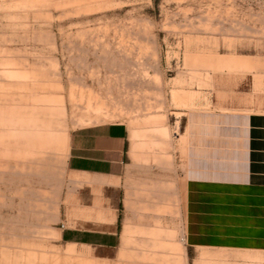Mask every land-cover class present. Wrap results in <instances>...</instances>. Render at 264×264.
<instances>
[{"label":"rangeland","instance_id":"374dc122","mask_svg":"<svg viewBox=\"0 0 264 264\" xmlns=\"http://www.w3.org/2000/svg\"><path fill=\"white\" fill-rule=\"evenodd\" d=\"M219 103L264 112V0H0V264H234L182 234L184 117ZM97 123L129 130L114 249L58 240Z\"/></svg>","mask_w":264,"mask_h":264},{"label":"crops","instance_id":"0c3cea01","mask_svg":"<svg viewBox=\"0 0 264 264\" xmlns=\"http://www.w3.org/2000/svg\"><path fill=\"white\" fill-rule=\"evenodd\" d=\"M219 105L184 117V243L224 254L229 258L224 263L262 264L264 112ZM128 136L123 123H97L69 133L65 171L71 176L72 212L58 223L60 242L95 250L119 245L127 216Z\"/></svg>","mask_w":264,"mask_h":264},{"label":"bare ground","instance_id":"6f19581e","mask_svg":"<svg viewBox=\"0 0 264 264\" xmlns=\"http://www.w3.org/2000/svg\"><path fill=\"white\" fill-rule=\"evenodd\" d=\"M51 108H52V107H51ZM91 121H92V120H91ZM86 122H88V120H87ZM164 130H165V129H164ZM164 130H163V131H164ZM164 133H165V132H164Z\"/></svg>","mask_w":264,"mask_h":264},{"label":"built area","instance_id":"2783aa9c","mask_svg":"<svg viewBox=\"0 0 264 264\" xmlns=\"http://www.w3.org/2000/svg\"><path fill=\"white\" fill-rule=\"evenodd\" d=\"M61 227H63V226L61 225Z\"/></svg>","mask_w":264,"mask_h":264}]
</instances>
